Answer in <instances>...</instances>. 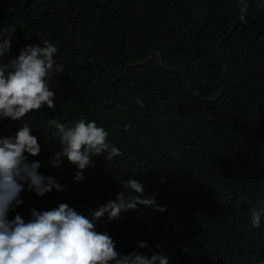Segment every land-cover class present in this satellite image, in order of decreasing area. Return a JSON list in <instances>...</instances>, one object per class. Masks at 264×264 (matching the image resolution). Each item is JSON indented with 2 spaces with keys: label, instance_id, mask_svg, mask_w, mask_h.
Returning a JSON list of instances; mask_svg holds the SVG:
<instances>
[{
  "label": "trees",
  "instance_id": "1",
  "mask_svg": "<svg viewBox=\"0 0 264 264\" xmlns=\"http://www.w3.org/2000/svg\"><path fill=\"white\" fill-rule=\"evenodd\" d=\"M84 1L0 0V42L12 40L0 63L46 40L64 66L49 80L56 107L0 120V137L28 123L41 152L25 155L65 190L37 196L25 184L23 203L8 219L19 213L28 222L30 209L61 203L90 216L135 179L144 197L154 195L166 211L138 206L111 223L107 216L97 222L121 255L151 256L159 245L169 264H264V218L257 229L249 215L264 200V0ZM234 26L219 59L218 43ZM151 54L161 66L153 56L130 68L111 92L117 76ZM80 118L104 127L122 155L93 157L94 166L76 182L77 169L66 158L59 170L46 166L60 151L47 121Z\"/></svg>",
  "mask_w": 264,
  "mask_h": 264
},
{
  "label": "clouds",
  "instance_id": "2",
  "mask_svg": "<svg viewBox=\"0 0 264 264\" xmlns=\"http://www.w3.org/2000/svg\"><path fill=\"white\" fill-rule=\"evenodd\" d=\"M241 11L246 14V5ZM42 43L43 47L25 45L18 56L0 63V120L21 121L44 105L49 109L56 107L49 80L53 73L63 74L64 66L54 59L58 48L46 40ZM11 44L12 40L7 38L0 42V56H8ZM136 103L142 106L141 100L136 99ZM21 124L14 136L0 137V264H169L168 256L158 252L159 245L151 256L135 251L121 255L112 237L96 230L97 222L105 216L111 223L120 219L121 213L137 211L138 206L160 213L166 211L154 195L144 197V186L135 179L124 181V191L117 194L116 200L91 210L90 216L61 203L42 212L30 209L32 218L28 222L19 213L9 220V212L23 203L20 193L25 191V184L27 191H34L37 196L65 190L53 176L40 173V161H30L25 155L38 156L41 146L29 124ZM47 126L55 129L53 135L58 139L60 151L53 153L46 166L59 170L66 158L77 169L76 182H83V170L94 166L93 157L103 154L110 161L122 155L118 147L109 143V132L95 121L80 118L62 123L50 119ZM257 205L249 210V215L251 226L259 229L264 218V200H258ZM138 247L149 246L139 242Z\"/></svg>",
  "mask_w": 264,
  "mask_h": 264
},
{
  "label": "water",
  "instance_id": "3",
  "mask_svg": "<svg viewBox=\"0 0 264 264\" xmlns=\"http://www.w3.org/2000/svg\"><path fill=\"white\" fill-rule=\"evenodd\" d=\"M87 0H85L83 3H85ZM250 5V2L246 5V7H248ZM241 16H243V13L241 14ZM241 16H240V18H241ZM239 18V19H240ZM75 22V21H74ZM234 29H235V26L230 30V32L229 33H227V35L218 43V46H217V55H218V57H219V59H220V45L222 44V42L227 38V37H229L231 34H232V32L234 31ZM72 31H73V29H71V31H70V34L72 35ZM153 56H156L157 57V61H158V64H159V66H161V62H160V58H159V56L157 55V54H151L150 56H148V58L146 59V61L144 62V63H138V64H133V65H130L129 67H127L119 76H117V78H115L113 81H112V83H111V85H110V90H111V92H112V87H113V85H114V83L116 82V80H118V79H120L130 68H132V67H137V66H140V65H142V64H145V63H147V61H149ZM94 66H95V63H94ZM165 70H168V69H165ZM97 76H98V73H97ZM97 82H98V79L96 80V83H95V85H94V88H93V92H95V88H96V85H97ZM221 94H222V92H221ZM221 94L217 97V98H219L220 96H221ZM198 95V94H197ZM216 98V99H217ZM203 99L204 100H206V98H204L203 97ZM215 99V100H216Z\"/></svg>",
  "mask_w": 264,
  "mask_h": 264
}]
</instances>
